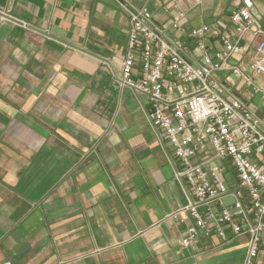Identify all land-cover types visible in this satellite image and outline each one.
Wrapping results in <instances>:
<instances>
[{"label": "crops", "instance_id": "obj_1", "mask_svg": "<svg viewBox=\"0 0 264 264\" xmlns=\"http://www.w3.org/2000/svg\"><path fill=\"white\" fill-rule=\"evenodd\" d=\"M122 2L161 26L179 10L189 27L227 25L249 7L259 24L231 63L252 74L264 0H0V264H246L247 235L184 247L185 224L168 217L189 195L148 97L118 80ZM219 77L262 114L244 81Z\"/></svg>", "mask_w": 264, "mask_h": 264}, {"label": "built area", "instance_id": "obj_2", "mask_svg": "<svg viewBox=\"0 0 264 264\" xmlns=\"http://www.w3.org/2000/svg\"><path fill=\"white\" fill-rule=\"evenodd\" d=\"M121 7L130 31L118 80L148 97L149 120L173 150L175 175L189 195L188 204L168 215L185 224L181 244L247 235L246 264H253L264 253V84L256 80H264V40L248 51L252 74L231 59L247 50L239 42L258 20L239 6L227 25L189 27L179 10L161 26L129 3ZM223 70L261 96V115L222 81Z\"/></svg>", "mask_w": 264, "mask_h": 264}, {"label": "rangeland", "instance_id": "obj_3", "mask_svg": "<svg viewBox=\"0 0 264 264\" xmlns=\"http://www.w3.org/2000/svg\"><path fill=\"white\" fill-rule=\"evenodd\" d=\"M226 201H227V203H229V202L232 201V199L231 198H227Z\"/></svg>", "mask_w": 264, "mask_h": 264}]
</instances>
